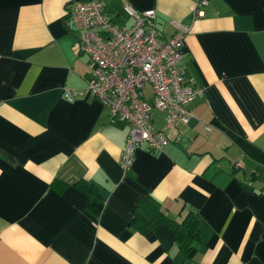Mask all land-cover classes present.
<instances>
[{"label":"crops","instance_id":"0c3cea01","mask_svg":"<svg viewBox=\"0 0 264 264\" xmlns=\"http://www.w3.org/2000/svg\"><path fill=\"white\" fill-rule=\"evenodd\" d=\"M73 1L0 0V264H183L168 225L131 226L143 196L176 222L200 217L194 264H264V0H206L197 19L192 0H102L118 27L130 5L154 10L164 40L186 28L180 65L203 88L191 121L160 150L140 146L127 173L128 125L63 95L91 73ZM150 121L163 128L165 113ZM79 180L104 195L98 211Z\"/></svg>","mask_w":264,"mask_h":264},{"label":"built area","instance_id":"2783aa9c","mask_svg":"<svg viewBox=\"0 0 264 264\" xmlns=\"http://www.w3.org/2000/svg\"><path fill=\"white\" fill-rule=\"evenodd\" d=\"M192 2V19L202 18L207 1ZM123 9L133 18L129 28L118 27L107 17L102 0L71 2L67 27L78 37L77 50L88 55L91 73L84 89H65L63 95L70 102L88 95L110 119L128 125L119 159L121 170L127 173L140 146L150 152L160 150L180 125L191 121V105L202 96L203 88L188 83L180 65L186 28L180 26V31L164 40L155 27L154 10L137 11L130 5ZM154 110L165 113L161 129L150 123ZM234 167L243 165L238 160Z\"/></svg>","mask_w":264,"mask_h":264},{"label":"trees","instance_id":"16d2710c","mask_svg":"<svg viewBox=\"0 0 264 264\" xmlns=\"http://www.w3.org/2000/svg\"><path fill=\"white\" fill-rule=\"evenodd\" d=\"M75 186L86 193L88 205L95 211L103 206L104 195L93 184L79 180ZM200 221V217L192 212L186 213L181 222L171 220L163 213L155 200L150 196H143L135 205L130 224L140 232L159 224L168 225L175 236L177 246L183 253V264H194Z\"/></svg>","mask_w":264,"mask_h":264}]
</instances>
